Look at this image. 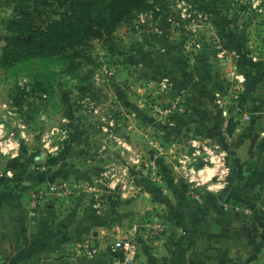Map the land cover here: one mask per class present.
Masks as SVG:
<instances>
[{
  "label": "rangeland",
  "instance_id": "1",
  "mask_svg": "<svg viewBox=\"0 0 264 264\" xmlns=\"http://www.w3.org/2000/svg\"><path fill=\"white\" fill-rule=\"evenodd\" d=\"M36 5L0 0V183L38 213L76 203L107 223L100 241L60 258L114 264L109 244L137 218L165 231L138 238L135 264H170L149 242L180 233L185 214L229 208L264 229V181L245 189L264 160V0H146L100 37L2 62L9 17L64 9ZM220 129L227 155L208 140Z\"/></svg>",
  "mask_w": 264,
  "mask_h": 264
},
{
  "label": "crops",
  "instance_id": "2",
  "mask_svg": "<svg viewBox=\"0 0 264 264\" xmlns=\"http://www.w3.org/2000/svg\"><path fill=\"white\" fill-rule=\"evenodd\" d=\"M226 132V129L213 131L218 134L210 133L208 140L218 142L227 155L231 147ZM251 137L247 133L245 144L238 152H246L251 147ZM260 141H264L263 136ZM246 158L244 156L243 160ZM259 162V172L246 177L247 190L264 181V160ZM12 187L0 183L2 264H63L64 259L59 257L62 251L78 252L87 240L94 244L100 241L107 230V223L96 227L76 203L69 204L61 215L53 209H43L32 220V204L26 192ZM211 211L201 215L185 214L180 233L170 232L149 243L155 250L159 247L157 251L167 256L170 264H264V229H251V220L235 215L229 208L224 214ZM109 260L99 255L96 262L103 264ZM77 264H95V261Z\"/></svg>",
  "mask_w": 264,
  "mask_h": 264
},
{
  "label": "trees",
  "instance_id": "3",
  "mask_svg": "<svg viewBox=\"0 0 264 264\" xmlns=\"http://www.w3.org/2000/svg\"><path fill=\"white\" fill-rule=\"evenodd\" d=\"M29 1V0H28ZM37 7L61 3L54 15L48 10L21 11L9 17L12 32L2 50V62L22 55L46 56L102 36L146 0H34ZM230 184L236 180V173Z\"/></svg>",
  "mask_w": 264,
  "mask_h": 264
},
{
  "label": "built area",
  "instance_id": "4",
  "mask_svg": "<svg viewBox=\"0 0 264 264\" xmlns=\"http://www.w3.org/2000/svg\"><path fill=\"white\" fill-rule=\"evenodd\" d=\"M246 117H250L247 116ZM202 202V199H201ZM32 216H36V206L37 202L33 201L32 202ZM165 227L163 222H157L156 224H152L150 221L142 222L137 218V220L132 224L131 227V233L132 234H125L122 235L118 238H115L112 240V242L109 244V253L113 255V257H116L114 264H135L136 262V257L138 250H140V244H139V237L142 235L145 236L147 239H156L162 233H164ZM143 232V233H141ZM97 247H92L90 248L89 246L86 248L83 253L85 255H92L93 253L98 252ZM123 259L121 260V258ZM78 256H69L64 258V261L66 262L65 264H74L75 261L77 260ZM4 260V257L1 254L0 250V264Z\"/></svg>",
  "mask_w": 264,
  "mask_h": 264
},
{
  "label": "water",
  "instance_id": "5",
  "mask_svg": "<svg viewBox=\"0 0 264 264\" xmlns=\"http://www.w3.org/2000/svg\"><path fill=\"white\" fill-rule=\"evenodd\" d=\"M32 176H33V174L26 175V177H25V178H26L27 180H29V179H32Z\"/></svg>",
  "mask_w": 264,
  "mask_h": 264
}]
</instances>
